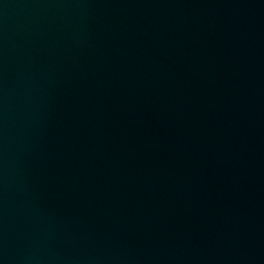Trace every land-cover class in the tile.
<instances>
[{
    "label": "water",
    "instance_id": "obj_1",
    "mask_svg": "<svg viewBox=\"0 0 264 264\" xmlns=\"http://www.w3.org/2000/svg\"><path fill=\"white\" fill-rule=\"evenodd\" d=\"M0 264H264V0H0Z\"/></svg>",
    "mask_w": 264,
    "mask_h": 264
}]
</instances>
